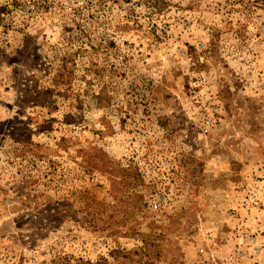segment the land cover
Masks as SVG:
<instances>
[{
    "label": "rangeland",
    "instance_id": "374dc122",
    "mask_svg": "<svg viewBox=\"0 0 264 264\" xmlns=\"http://www.w3.org/2000/svg\"><path fill=\"white\" fill-rule=\"evenodd\" d=\"M0 264H264V0H0Z\"/></svg>",
    "mask_w": 264,
    "mask_h": 264
},
{
    "label": "built area",
    "instance_id": "2783aa9c",
    "mask_svg": "<svg viewBox=\"0 0 264 264\" xmlns=\"http://www.w3.org/2000/svg\"><path fill=\"white\" fill-rule=\"evenodd\" d=\"M155 207H157V204H155ZM259 252H260V250H259V248H257V246H256L255 253H259Z\"/></svg>",
    "mask_w": 264,
    "mask_h": 264
}]
</instances>
